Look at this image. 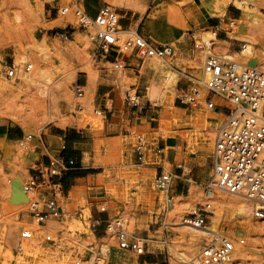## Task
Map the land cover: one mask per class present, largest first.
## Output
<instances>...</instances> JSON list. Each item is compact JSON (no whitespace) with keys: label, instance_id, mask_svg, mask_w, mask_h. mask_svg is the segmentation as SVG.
<instances>
[{"label":"rangeland","instance_id":"374dc122","mask_svg":"<svg viewBox=\"0 0 264 264\" xmlns=\"http://www.w3.org/2000/svg\"><path fill=\"white\" fill-rule=\"evenodd\" d=\"M81 1L0 0V133L3 134L7 127L15 125L16 128L14 129L21 130L23 134L22 140L8 141L12 148L11 160L5 165L0 164V248L22 246L23 240L21 241L20 239V231L24 228H31L39 231V239L37 241L43 247L50 250L59 249L60 252L57 254L59 257L55 258L56 261L61 259L62 261L76 264L79 260L84 261L93 257L101 249L102 245L105 244L109 246L110 250L117 248L122 254L125 264H144V260L146 259H151L154 262L153 264H181L182 261L177 257L175 251L183 252L190 257H194L199 253L198 250L195 251L192 248L193 246H191V242L189 241L190 231L182 224L185 221L184 219H190V215L194 211H200V213L207 215V226L210 228L213 225L212 221H210L212 220L211 217L216 215H213L209 211L212 208H216L210 198L217 195L232 197V195L218 187L211 186L214 141L218 130L227 121L226 116H224V119H220L219 124L212 127L214 129L213 132L205 130L201 126L202 124L198 123L197 125V122L182 130L186 133H190L187 132L189 128L196 130L194 136L195 143L198 140L202 145H205V143L210 142L209 139H211L212 143L208 154L202 152L199 155L202 161L199 167L202 170L203 176H205V180L202 184L196 182L192 185L191 189L195 190L194 195L185 193V196L188 194L190 196L186 198L188 199L186 202L179 201L180 198H177L176 193L173 191L174 184L179 180L177 177H174L177 174L175 171L176 165L159 161V164L164 165V173L170 172L174 175L171 187L165 192L157 186L156 182L157 174L161 171L157 173V170H144L146 174L140 177L133 170V164L127 161L126 154L123 152L112 153L109 157L104 174L98 176L95 184L105 188L108 196L118 200L117 205H114L117 210L111 217L110 222H114L116 219L120 220L130 234L144 240L146 250L145 254L141 256L130 251L121 250L113 235L110 232H106V229H104L103 233L94 231L95 227L98 229L102 227L97 226L94 219L97 220L100 214L104 213L101 212L103 208L106 211L108 210L109 213L110 206L113 203L98 204L93 216L91 204L94 200L87 199L86 188L82 190L81 195L75 200L74 203L76 204L72 208H65V214L62 219L60 221L48 222L46 228L39 229L37 223L25 212L27 197L23 196L20 190L29 178V173L32 172V169H36L35 163L30 160L31 154L34 151L32 143L36 139H39L45 129L48 126H58L67 129L90 128L93 132L103 134L106 126L105 116L96 112L95 92L100 71L102 72L99 60L103 59V56L108 57L113 55L114 52L111 49L107 51L102 50L98 43L92 40L91 37L97 32L94 25H89L87 28L80 26L78 18L74 15V11L75 4ZM241 1L246 2V8L250 3L258 10V14L251 21L250 32L254 38L252 46L256 55L262 58L264 57V0ZM105 4L109 3L104 0L84 1L86 12L92 19L96 18L99 8ZM134 4H137L138 8L122 10L112 4L109 5L115 8L120 16L126 11L129 14L136 13V16L138 14L151 16L156 9H159V6H162L163 12H167L169 22L174 19L176 11L182 10L187 13L188 17H191L192 13L188 9L197 5L196 0H139L138 2H134ZM61 7L70 8V12L68 13L71 14L70 20L65 18L68 14L66 16L57 14V9ZM238 9L241 18H245L246 11L241 7H238ZM197 12H200V10ZM221 17L223 18V14H221ZM53 18L57 20L50 22ZM124 21L125 18L122 17L120 21L122 30H126ZM230 24L231 22H228V24L226 22L223 25V29L231 32L232 25ZM235 24H237V21L234 22ZM200 26L198 24L196 27H193L196 28V31L188 26L183 31L180 41L172 40L169 42L175 49V56L167 60L168 64L159 59L152 61V59L141 60L137 57L139 61L143 62L144 67L150 61L153 62V67L156 69H159V66L163 68L168 67V72L165 73V80L161 88L159 89V84H153L148 90V96L152 101H156L158 108L159 101L162 103L163 109H165L164 103L171 100L174 106L175 101L178 99L180 91L177 90L176 86L172 89L169 81L176 80V83H178L182 79V74L177 72L179 68L182 69V73H190L196 76L201 74L204 54L211 49L204 47L202 50H195L194 48V42L190 34L193 33L197 40H202V29L207 24L202 27ZM141 27L144 26L136 23L135 29H131V31L141 29ZM63 33H68V39L61 37ZM127 37V34L120 36L121 42ZM228 37L231 41L239 42L238 51L229 53L227 45L225 46L226 49L220 50L217 47L223 44L212 40L213 49L216 47L214 51L223 56L232 55L233 58L231 59L246 63L240 59V52L247 42L234 39L230 35ZM70 42L74 44L69 45ZM180 44L181 46H185L179 47ZM180 51L184 52V55L180 56L181 58H179L178 54ZM121 54L128 55V53L124 52H121ZM132 55L136 56L134 53ZM120 63L123 62L120 61ZM12 64H15L19 71L18 76L20 80L18 79L15 82L21 83V76L26 71L27 65H32V69L28 73L34 75H32L30 83H22L19 89L4 92L5 85L14 81L6 77V71ZM253 66H257L264 71V61L263 63L258 62ZM171 68H174L175 71L172 72ZM105 70L111 74L119 73L123 79L126 72L125 69H117L115 64L107 65ZM86 78L88 79V84L86 87H82L84 95L78 97L75 94V88L77 85L81 86ZM121 85L125 93L128 87H125L123 82ZM60 90L63 91L62 98ZM49 92L52 94L51 97L54 96L59 101L50 114L43 108L44 101L48 99L46 93ZM130 92L131 96H134L136 92L138 93L136 90ZM138 95L140 94L138 93ZM63 98H68L70 101H64ZM192 110L193 112L202 111L205 115L207 114L206 116H213L215 114L205 107V105H202L199 109L194 107ZM183 114H185V111H183ZM187 114L189 116L190 111ZM159 122L160 119L155 118L152 124L155 126ZM27 125L31 129V133L29 134L24 129ZM138 136H142L145 139L147 146L155 144V142L150 140V136L146 130L136 132L135 128H132V137L127 138V142H135ZM186 140L184 138V146H186ZM179 153H181L180 150ZM4 155V150L0 148V158ZM150 157L151 149L144 163H152ZM177 165L184 166L185 177L192 176L196 171L195 164H191L185 156L178 159ZM130 171L134 174H129ZM11 195L14 196L17 202L22 203L10 208L8 200ZM185 196H182V198L185 199ZM172 197L173 199L169 200ZM88 208H90L91 215L87 214ZM233 211L231 209L223 210L221 217V220L222 218L223 220L219 225L221 228L218 227V231L222 230L221 232L235 240L245 239V243L240 247L249 249V251L243 261H236L235 264H264V254L261 255L259 253L264 252L262 237H259V240H253L251 237L253 233H249L247 230V218L239 217ZM85 214L87 216L82 217ZM77 216L83 219L86 228L80 225L71 227L68 220L75 221ZM252 219L253 221L255 220L253 215ZM254 222L258 221L255 220ZM260 227L262 228V234L264 230L262 226ZM46 234H51L57 242H60L58 243L59 248L45 242L44 237ZM26 241L30 245L35 243L34 239ZM254 243H259L258 248L261 251L250 250ZM107 253H105L106 259L104 264H110L111 259H113H109Z\"/></svg>","mask_w":264,"mask_h":264},{"label":"built area","instance_id":"2783aa9c","mask_svg":"<svg viewBox=\"0 0 264 264\" xmlns=\"http://www.w3.org/2000/svg\"><path fill=\"white\" fill-rule=\"evenodd\" d=\"M69 7L57 9V14L66 16ZM74 15L80 26L87 28L94 25L97 32L92 40L107 51L110 48L117 53L135 54L141 60L157 58L161 61L171 59L175 49L171 44H159L150 37H144L137 30L131 32L121 42V16L115 8L105 4L99 8L95 19L89 17L82 5L75 4ZM68 39V33L61 35ZM195 50L204 47L211 49L204 54L201 74H186L189 86L180 90L177 101L185 107L198 108L205 105L210 111L221 110L226 113L227 121L217 132L212 153V184L231 194L244 197L257 203L253 218L264 221V71L257 66L224 57L207 46L195 35L190 34ZM117 69H124V63L115 64ZM32 65L25 70L30 71ZM19 71L15 64L8 67L6 77L18 80ZM20 80V79H19ZM75 94L84 95L82 86L77 85ZM128 101L138 105L139 98L128 94ZM97 113H101L96 110ZM146 142L138 136L136 152L138 160L145 157ZM75 166L74 160H66L61 153H54L42 168L32 169L29 178L22 186L27 197L25 212L38 226L47 227L50 221H60L65 212L60 204L62 195L61 178ZM173 175L161 171L157 174V186L167 192L171 187ZM170 198L169 200H172ZM201 210V209H200ZM101 211H106L103 208ZM203 212V211H202ZM207 215L194 211L189 222L199 228H208ZM106 232L115 238L118 247L138 256L145 254L146 245L140 237L130 234L124 224L116 219L109 222ZM35 230L24 228L20 231L21 240H32ZM45 242L59 248L51 234L45 235ZM245 239H232L221 231L214 232L209 242L188 264H231L235 252L243 246ZM264 247V235H262ZM105 255L99 250L93 257L76 264H104Z\"/></svg>","mask_w":264,"mask_h":264},{"label":"crops","instance_id":"0c3cea01","mask_svg":"<svg viewBox=\"0 0 264 264\" xmlns=\"http://www.w3.org/2000/svg\"><path fill=\"white\" fill-rule=\"evenodd\" d=\"M84 1L78 2L82 5L86 11ZM198 8V9H197ZM202 9V10H201ZM191 11L192 16L188 17L187 13L184 11H176L175 17L169 22L167 12H163V7L159 6L152 15H141L136 13L129 14L126 11L122 14L121 18H125L124 26L126 31L135 29V24L140 23L141 29H137L138 33L144 37H150L154 42L159 44H169L170 41L176 40L180 41L183 36V31L188 28V26L196 31V25L205 26L204 28L215 29L216 38L220 42H224L228 47V52L233 53L238 51L239 42L229 40V33L223 29V25L231 22L233 25L236 20L241 19L240 11L236 5L229 3L222 10L223 18L221 14L211 15L205 8H200L199 5L193 6L188 9ZM200 10V12H197ZM204 11H206L205 14ZM195 12V13H194ZM201 13V14H200ZM56 18L50 20L56 21ZM223 24V25H222ZM179 43V42H178ZM181 43V42H180ZM228 43V44H227ZM226 45H220L217 48L220 50L226 49ZM185 45L179 47H184ZM216 47H214L215 50ZM114 53L108 57L103 56L99 63L102 66L100 69L99 80L96 86V110H99L105 116L106 126L103 134H98L87 129L78 128H62L58 126H48L44 133L36 139L32 146L34 151L31 154V161L35 163V167L42 168L48 163L49 157L54 153H61L66 160H74L75 166L72 167L62 178V195L60 198V204L65 208L73 207L75 198L73 199L71 191L74 188L87 189L86 197L89 200H94L91 204V211L93 216L95 215V210H97L98 204L113 203L110 206V210L103 214H100L99 218L94 219L97 226H102L96 228L94 231L103 233L106 229L111 217L117 208L118 200L108 196L106 194L105 188L99 187L95 184L98 176L104 174L106 164H108V159L112 153L123 152L126 154V159L129 163L133 164V170L142 177L146 172L144 170H157L164 171V165L159 164L160 162H167L171 165H176V176L179 180L174 184L173 191L176 193V197L185 196V193H189L192 188V184L196 182L202 184L205 180L202 170L199 167L201 164L200 154H202L203 146L202 143L198 142L195 144L196 152L192 153L189 149L188 141L186 140V146H184V138L186 132L182 130L187 127L179 129H170L169 125L166 124L161 126L160 123L153 126L152 122L155 118L161 117L164 109L162 103L159 101V108L156 106V101L148 96V90L151 85L159 84V89L161 88L164 80L165 73L168 72V67L163 68L159 66V69L154 68V64L150 61L145 67L143 62L139 61L136 56L132 54L124 55L117 53V50L110 48ZM180 50H182L180 48ZM179 58L184 55L183 51H180ZM175 56V54H174ZM173 56V57H174ZM181 56V57H180ZM127 57V58H125ZM172 57V58H173ZM122 61L125 65V75L124 79L119 73H107L105 70L107 65L117 64ZM166 64L168 62L164 61ZM182 69L179 68L177 72L182 74V79L175 84L178 91L185 89L189 86L186 73H182ZM174 72L175 69L171 68ZM122 78V79H121ZM122 80V81H121ZM128 90L124 93L121 83ZM88 84V79L81 84L82 87H86ZM174 86V87H175ZM172 88V87H171ZM174 89V88H172ZM138 91L140 95L136 92L139 101L138 105L134 106L131 101H128V94L130 91ZM160 95V92H159ZM176 100L174 108L180 110L179 115L185 117L187 121L191 120L193 112L192 108L179 105ZM201 108L198 107V109ZM185 111V114H183ZM190 111L188 116L187 112ZM215 114L213 116H208L207 121L214 125L220 123V116H226V113L221 110L213 111ZM214 117V118H213ZM218 120V121H215ZM16 128L15 125L7 127L3 133V137L8 141H19L22 140V131ZM132 128H135L136 132H141L146 130L150 136V140L155 142L154 145L145 146V157H148L149 151L151 149L152 163H144L138 160V154L136 152L135 142H127V138L132 137ZM187 132L193 133V138L195 139V132L193 128H189ZM1 134V133H0ZM166 135V136H164ZM210 143V142H209ZM181 153H179V150ZM188 159L191 164H195V173L192 176L185 177L186 172L183 165H177L178 159L181 157ZM159 159V160H158ZM147 166V167H146ZM199 168V169H198ZM134 174L132 171L129 174ZM195 182V183H194ZM82 191L79 192L81 195ZM188 194V195H189ZM78 195V196H79ZM73 202V203H72ZM118 207V206H117ZM106 214V215H105ZM96 226V225H94ZM43 228H46L45 226ZM101 228V229H100ZM122 256V254L120 253ZM125 264V260L120 261V264ZM151 259L144 260V264H153ZM111 264V263H110Z\"/></svg>","mask_w":264,"mask_h":264},{"label":"bare ground","instance_id":"6f19581e","mask_svg":"<svg viewBox=\"0 0 264 264\" xmlns=\"http://www.w3.org/2000/svg\"><path fill=\"white\" fill-rule=\"evenodd\" d=\"M104 1L109 3V4H112L113 6H115L118 9H122V10L124 9L125 10V9H133V8L136 9V8H138L137 4H134V2H138L139 0H104ZM229 3H233L234 5L241 7L244 9V11H246V17L241 18L239 20H236L237 24H235V25L233 24L231 26L232 29H231V32L229 33V35L232 38L247 42L243 46L242 51L240 52V56H241L240 59L242 61H245L249 65L252 64L251 66L255 65L258 62L263 63L264 57L260 58L258 55H256V52L252 46L254 38L250 32V26H251V21H252L253 17L258 14V10L254 7V5L249 3L248 7L246 8L245 7L246 2L241 1V0H196V4L199 5L200 8L201 7L205 8L208 11V13L213 15V16L221 14L222 10ZM203 14H205V13H203ZM65 18L70 20L71 14H68ZM133 31L122 30V35H126V34L129 35ZM212 40L216 41L217 43L226 45L224 42H220L219 40H217L215 29L203 28L201 41L203 43H205L207 46H210V45H212V43H211ZM73 44H74L73 42H70L69 45H73ZM224 57H227L230 59L233 58L232 55H228V56H224ZM156 59L157 58H152V61H155ZM32 75H34V74H30V73H28V71H25L21 76V83L15 82V80H14L13 83L5 85L4 92H11V91H14L16 89H19L20 84H22V83H25V84L30 83L32 81ZM167 80H169V79H167ZM175 84H176V80L169 81V85L172 88H174ZM46 94L48 95V97H47L48 99L46 101H44L43 108L45 111H47V113L50 114L52 109H54L58 105L59 101H57L54 96L51 97L52 94H50V92L46 93ZM60 94H61V98H62L63 97V95H62L63 91L62 90H60ZM63 99H64V101H70V99H68V98L67 99L63 98ZM67 104H69V103H67ZM164 104H165V109H164L163 113L161 114L160 122H159L161 126L168 124L170 129H179V128H183V127H187L189 125H192L194 122H197V125H198V123L199 124L201 123L202 124L201 126H203L205 130H209L211 132L214 131V129L212 128V127H214V124L209 123L207 121L208 116H206L207 114L205 115L202 111H198L195 114H192L191 120L187 121L185 117L179 116V114H178L179 110L174 108L171 100L167 101ZM263 109H264V106L261 108V111ZM221 118L224 119V116H220V119ZM24 129H25V132L27 134L31 133V129L28 125L25 126ZM185 138L188 141L189 149L192 152H195L196 151V149H195L196 143H195V140L193 138V134L191 132L186 133ZM209 140H210V143H207V144L205 143V146H203V148H202L206 154L209 153V151L211 150V147H212L211 139H209ZM0 148L4 150V154H5L2 158H0V164L5 165V164L9 163L11 160L12 148H11V144L8 142V140H6L3 137V134H0ZM192 185H194V184H192ZM211 186L213 187L214 185L212 184ZM196 187H197V185H196ZM215 188H217V187H215ZM82 190H84V188L83 189H81V187H80V189L74 188V190L71 191L72 192L71 195H72L73 199L75 198V200H76L78 198L79 192ZM20 191H21V194L23 196H26L23 193L22 189ZM194 191L195 190L191 189L190 195H194ZM188 197H190V196H188V195L185 196V199H183L182 196H179L177 198H180L179 201H181V202H186V201H188V199H186ZM210 199L213 201L212 203L215 204V206H216V208H212L209 210L211 213H213V215L216 214L215 216L211 217L212 220H210V221H212L213 225L210 226L211 225L210 224L209 225L210 228L209 227L208 228L196 227L195 225L191 224V222H189V219H184L185 221L182 222V224L185 225V227L188 228V230L190 231L189 241L191 242V246H193L192 248H194L195 251L198 250V252H200L202 250L205 242H209V240L212 237V234L214 232L218 231V227L221 228V226H219V225H220L221 221L223 220V218L221 220V217H222V212L224 209L234 210L239 217L247 218L246 219L247 223H248L247 230L249 233H253V234H251L252 235L251 237L253 240H259V237H262V235H264V232L261 234L262 228L260 227V226H262L263 230H264V224H263L264 221L254 222L255 220L253 221V219H252L254 207L258 206L257 203H254L253 201H251L249 199H246L244 197L237 196V195H232V197H225L223 195H217L216 197H212ZM21 203L22 202H17L13 195H11L10 199L8 200V206L10 208L15 207L16 205H19ZM74 204H76V203H74ZM87 211H88L87 214L91 215L90 208H88ZM224 212H226V211H224ZM85 216H87V215L85 214L82 217H85ZM65 221H67V220H65ZM69 222H70L71 227H73L75 225H80V226H83L86 228L85 222L79 216H77V219L75 221L74 220H71V221L68 220V223ZM180 225H181V223H180ZM182 226H180V227H182ZM38 227H39V229L43 228L41 226H38ZM38 232H39L38 230H35V237H34L35 243L33 241H31L32 243H34L33 245H30L29 243H27L26 240H23L24 243L22 242V246L18 245V246H13V247L7 246L3 249L0 248V264H71L68 261H62L61 259L59 261H56L55 258L59 257V255H57L60 252L59 249H54V250L51 249L50 250V249L43 247L42 244H40L37 241L39 239L38 238V236H39ZM85 232H86V230H85ZM258 247H259V243H254L251 246L250 250L254 249L257 251H261ZM192 248H191V250H192ZM100 250L103 251L101 253L104 255H105V253L108 252L107 255H109V259L113 258V259H111V262H110L111 264H120V261H123V257L120 255V251L117 248L110 250L109 246L104 244V245H102ZM248 251H249V249L239 247L237 249V251L235 252V255H234V258H233L231 264H235L236 261H241V260L243 261L245 259V256H246ZM175 253H176L177 257L182 261L181 264H188V261H190L193 258V256L190 257L189 255H187L183 252L175 251ZM259 253L261 255L264 254V252L263 253L259 252ZM193 254H191V255H193Z\"/></svg>","mask_w":264,"mask_h":264}]
</instances>
